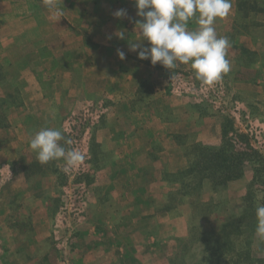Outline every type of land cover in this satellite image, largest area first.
<instances>
[{"label":"rangeland","instance_id":"1","mask_svg":"<svg viewBox=\"0 0 264 264\" xmlns=\"http://www.w3.org/2000/svg\"><path fill=\"white\" fill-rule=\"evenodd\" d=\"M231 5L204 85L130 50L134 0H0V264H264V0ZM45 127L81 164L37 161Z\"/></svg>","mask_w":264,"mask_h":264},{"label":"clouds","instance_id":"2","mask_svg":"<svg viewBox=\"0 0 264 264\" xmlns=\"http://www.w3.org/2000/svg\"><path fill=\"white\" fill-rule=\"evenodd\" d=\"M136 15L142 20L135 22L142 39L149 44H130V50L137 52L139 59L159 62L167 69H175L177 62L190 65L195 78L204 85L218 82L231 70L227 58L231 42L227 36L218 35L214 22L226 17L231 11V0H134ZM126 10H117L116 17L125 16ZM196 19L197 27L189 29V21ZM119 37L124 39V33ZM139 49V51H137ZM120 59L125 53L118 50ZM62 141L64 143H62ZM71 140L57 128H41L32 134L30 149L40 164L63 161L64 172L77 167L84 160L83 153L67 148ZM255 235L264 241V203L256 205Z\"/></svg>","mask_w":264,"mask_h":264}]
</instances>
